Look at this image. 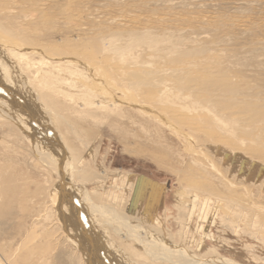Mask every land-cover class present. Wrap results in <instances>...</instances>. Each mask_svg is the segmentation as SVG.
Listing matches in <instances>:
<instances>
[{"label": "rangeland", "instance_id": "rangeland-1", "mask_svg": "<svg viewBox=\"0 0 264 264\" xmlns=\"http://www.w3.org/2000/svg\"><path fill=\"white\" fill-rule=\"evenodd\" d=\"M27 1V6L25 1L20 2L22 11L32 10L30 5L40 1L46 6L34 11L43 15V23L25 24L29 32H38L30 39H38L37 44L45 50L69 46L71 51L75 49L77 55L84 57L94 53L93 61L101 62L98 70L107 71L114 86L105 97L111 106L99 109L92 107L101 103L97 99L99 96L90 97L94 100L90 106L77 97L62 94L61 97L38 84L40 78L33 71L19 66L22 67L19 68L20 85L29 88L24 89L34 105L41 101L43 111L56 125V133L72 156L69 155L75 170L87 171L80 172V179L77 171L68 174L73 185L90 195L87 197L91 199L93 209L89 211L84 205V212L93 215L91 211L96 204L99 209L108 207L105 210L108 213L97 212L92 217L97 225V235L103 238L102 245H107L104 246L105 253L108 257L112 255L110 263L181 264L176 259L174 263L163 260L162 254L169 253L170 246L177 245L201 260L224 257L239 264H264V0ZM0 18L8 28L19 31L21 21L14 20L10 24L3 12H0ZM122 21L132 23L120 25ZM146 30L160 38L158 50L139 46L125 55L117 53L116 48L124 51L130 33L140 36ZM110 36L114 39L113 61L105 59L109 55L106 50ZM153 64L156 67L158 64V69ZM136 72L144 76L152 73L156 86H138L128 76ZM61 76L65 77L52 70L44 78ZM180 78L187 85L180 90L182 94L178 91ZM162 83L189 99L192 96L186 91L192 87L193 95H205L212 100L209 109L232 115L237 124H225V119L218 122L207 113L189 115L185 109L188 106L183 102L178 104L174 96L160 104L152 96ZM62 88L66 94L73 95L77 87L71 84ZM30 89L32 91L28 92ZM36 93H40L39 96ZM145 107L152 110L146 111ZM159 114L163 118H156ZM26 138L13 122L0 118V243L5 245L4 250H0V264H5L4 258L9 256H14V262L12 260L10 264H29L32 260L31 264H88L71 240L74 235L71 225L65 228L61 224L52 203L58 179L55 164L37 160ZM76 160L83 163L78 165ZM124 178L128 183L125 186ZM117 185L122 186L117 193L122 198L120 204L113 198H106V191L113 190L114 193ZM156 185L161 186V191H156ZM186 190L201 198V206L193 216L188 207L190 200L183 197ZM209 194L213 203L210 202V208L206 210L207 220L201 215ZM3 205H6L5 209ZM209 220L210 223L206 222ZM149 222L154 226L150 227ZM142 232L147 233L146 237ZM136 233L140 234L135 236ZM151 235L165 242L157 243ZM12 238L13 241H9ZM164 244L167 250L162 247ZM149 248L155 249L158 257L150 254ZM25 252V257L30 255L28 260L23 257ZM33 252L35 255H31Z\"/></svg>", "mask_w": 264, "mask_h": 264}, {"label": "bare ground", "instance_id": "bare-ground-1", "mask_svg": "<svg viewBox=\"0 0 264 264\" xmlns=\"http://www.w3.org/2000/svg\"><path fill=\"white\" fill-rule=\"evenodd\" d=\"M21 1H25V5L29 4V2L27 0H0V9H2V11L0 10V12H3V15L5 17V19L11 24V21H18V23L20 22V28L19 31L17 29V31H15V28H8V26H6L5 24H3L1 22V18H0V118H6L7 120L13 122V124L15 125V127H18V129L27 137V141H29L30 145H32L33 148V152L35 155V158L37 160H42V162H46V163H53L55 164V170L58 173V179H57V184H55V191H54V196H53V205L54 207L57 209L58 212V216L60 219V222H62L61 224H64L65 228L72 227L73 231H74V235H72L71 240L74 241V244L79 248V250H81V253H83V256L87 259L88 264H112L110 263V259L109 257H111L112 255H110L109 252V257L108 255L105 253L106 251H104V246L107 245H102V239H100V237L102 236H98L97 234V225L95 223L94 218L92 217L93 215H95V213L97 212H103V213H108L107 211V206L106 209L103 208H97V204L96 206H94L93 211H91V213L93 215L87 214L86 212H84V208L83 206H87L90 210H92L93 205L91 202V199H88V197H90V195H85L86 193H82V190H80V188L76 185L72 184L71 178L69 177L68 174L69 173H73L75 171H77V173H79L78 179H80V172H83L81 170H75L76 168H74V164L72 159H71V155L68 153V150H66V147L64 146V142L61 140V138L59 137V134L56 133L55 129L56 125L54 123H52V119H50L48 117V114L43 111V107H41V101L39 100V102L36 103V105L33 104V101L30 99L26 89V87H22L24 85H20L22 84V76L20 75L19 72V67L20 65L23 67H26V69H28L29 71H33L38 77L40 78L38 80V84H41L47 91H51L53 93H57L56 95H64L66 97H77L79 100H84L85 103H88V105L90 106L91 103L94 102L93 99H91L90 97L93 95L99 96L97 99L100 101V104H93L92 107H97L99 109H106L108 107L111 106L110 103H108L105 99L106 96H108L107 91H110L111 89H114L113 83H111L109 81L108 78V73L105 70H98L97 67H101L99 64V62H94L93 59L95 58L94 53H90L88 54V56H83V55H77L78 51H71L69 49V46H66L65 49L60 48V49H54V48H50L45 50L43 48H41L38 44L37 41L38 39L34 38V39H30V36L34 33L37 32V30H32L31 32H29V30L26 28L27 24L28 26L31 25H39L42 22V14H35V12L37 10H41L44 9L45 4L41 3V1L38 3H32L30 6L32 8V10L29 11H22V9L19 7V4H21ZM39 1V0H38ZM5 2V4H4ZM86 2V1H85ZM23 3V5H24ZM75 3V2H73ZM9 4V6H7ZM88 4V3H87ZM91 4V3H90ZM18 5V6H17ZM26 5V6H27ZM76 5V3H75ZM74 5V6H75ZM78 7V6H77ZM76 8V7H75ZM46 9V8H45ZM57 9V8H56ZM89 9V7H88ZM66 10V9H65ZM75 10V9H74ZM35 11V12H34ZM62 11V10H61ZM73 11V10H72ZM38 12V11H37ZM54 13V12H52ZM92 13V12H91ZM62 14V13H61ZM60 14V15H61ZM94 14V13H93ZM105 14V13H104ZM45 15V14H44ZM71 15V14H70ZM80 15V14H79ZM101 15V14H100ZM110 15V14H109ZM81 16V15H80ZM88 16V15H87ZM105 16V15H104ZM85 17V16H84ZM95 17V16H94ZM120 17V16H119ZM132 17V16H131ZM45 18V16H44ZM57 18V17H56ZM101 18V17H100ZM164 18V17H163ZM47 20V17H46ZM58 20V19H57ZM131 20V19H130ZM212 20V19H211ZM89 21V20H88ZM91 21V20H90ZM100 21H102L100 19ZM99 21V22H100ZM107 21V20H106ZM133 21V20H132ZM132 21H122L119 22L120 25H126L128 23H132ZM97 22V21H96ZM217 22V21H216ZM239 22V20H238ZM90 23V22H89ZM210 23V21H209ZM47 24V22H46ZM50 24V22H49ZM163 24V23H162ZM208 24V23H207ZM234 24V23H233ZM239 24V23H238ZM237 24V25H238ZM54 25V24H53ZM60 25V24H59ZM78 25V24H75ZM95 25V24H94ZM93 25V26H94ZM102 25V24H99ZM131 25V24H130ZM210 25V24H209ZM24 26V27H23ZM41 26V25H40ZM43 26V25H42ZM105 26V25H104ZM213 26V25H212ZM58 27V26H56ZM73 27V24L72 26ZM87 27V26H86ZM98 27V26H97ZM218 27V26H216ZM38 28V27H37ZM42 28V27H41ZM60 28V27H59ZM164 28V27H163ZM206 28V27H205ZM246 28V27H245ZM35 29V28H34ZM88 29V28H87ZM248 29V28H247ZM68 30V29H67ZM76 30V29H75ZM73 32H76V31ZM120 30V29H119ZM124 30V29H122ZM169 31V30H168ZM167 31V32H168ZM89 32V31H88ZM121 32V31H120ZM125 32V31H124ZM38 33V32H37ZM48 33V32H47ZM57 33V32H56ZM79 33V31H78ZM96 33V32H95ZM72 34V33H71ZM114 34V33H113ZM142 34V35H141ZM140 36H138L139 34H134V33H130L129 35V40L128 44L125 45L123 47V52L116 48L117 53L121 54V55H125L126 53H131V51L139 46H143V47H148V49L150 50H155V49H159V44H160V38H156L154 37L152 34H150L148 32V30L144 31L143 33H141ZM86 35V34H85ZM103 35V34H101ZM38 36V35H37ZM41 36V33H40ZM58 36V35H57ZM68 36V35H67ZM100 36V35H99ZM33 37V36H32ZM75 37V36H74ZM86 38V37H85ZM111 38V36H110ZM73 40V39H72ZM163 41H168L167 38H163ZM43 42V41H42ZM197 42V41H196ZM204 42V41H203ZM41 43V42H40ZM70 43V42H69ZM84 43V42H83ZM50 44V43H49ZM108 48L106 51H108L109 55L108 60L113 61L112 57L114 56V39L111 38L110 40H108ZM76 45V44H75ZM79 45V44H78ZM117 45V44H116ZM115 45V46H116ZM45 46V45H44ZM72 46V45H71ZM70 46V47H71ZM81 46V45H80ZM85 46V44H84ZM88 47V45H87ZM196 47V46H195ZM72 48V47H71ZM79 48V47H78ZM120 48V47H119ZM155 48V49H154ZM138 49V48H137ZM135 49V50H137ZM82 51V50H81ZM80 51V52H81ZM86 51V50H85ZM121 52V53H120ZM173 52V51H172ZM85 54V53H84ZM112 56V57H111ZM209 56V55H208ZM126 57V56H125ZM123 57V60L124 58ZM104 58V57H103ZM127 58V57H126ZM152 59H154L153 57H151ZM209 59V58H208ZM100 60V59H99ZM156 60V59H155ZM106 61V60H104ZM125 62V60H124ZM153 62V60H152ZM157 62V61H156ZM103 63V62H102ZM113 63V62H112ZM189 63V62H188ZM197 63V61H196ZM105 64V62H104ZM166 65V64H165ZM108 66V65H107ZM132 66V65H131ZM153 66H155L153 64ZM103 67V66H102ZM106 67V66H105ZM137 67V66H136ZM158 67V64H157ZM155 66V69H158ZM190 67V66H188ZM205 67V66H204ZM107 68V67H106ZM114 68V66H113ZM135 68V67H134ZM188 69V68H187ZM186 69V70H187ZM57 71L59 73H62L63 75H65V77L61 76V78H48L45 79L44 76L46 74H48L51 71ZM160 70V69H159ZM22 71V70H21ZM189 71V70H188ZM191 71V70H190ZM189 71V72H190ZM23 72V71H22ZM135 72V71H133ZM24 73V72H23ZM114 73V72H113ZM112 73V74H113ZM145 74V72H143ZM163 73V72H162ZM192 73V71H191ZM58 74V73H57ZM158 74V73H157ZM23 75V74H22ZM43 75V76H40ZM149 75V76H148ZM162 75V74H161ZM56 76V75H55ZM128 76L136 81V84L138 86H141L143 84H153V86L156 83L155 78L152 76V73L147 74L146 76H144L143 74L140 75L139 73H131L128 74ZM160 76V75H159ZM201 76V75H200ZM69 79H68V78ZM213 78V77H212ZM25 79V78H24ZM37 79V78H36ZM28 80V79H27ZM184 79L180 78V83L178 84V91L182 94V90L185 88L184 86ZM199 80V79H198ZM206 80V79H205ZM200 81V80H199ZM25 82V81H24ZM23 82V83H24ZM37 83V82H36ZM201 83V82H200ZM199 83V84H200ZM30 84V83H28ZM72 84V86L77 87L76 88V93L75 94H66L62 88V86L64 87H68ZM184 85V86H183ZM20 86V87H19ZM29 86V85H28ZM31 86V85H30ZM33 86V85H32ZM156 86V85H155ZM159 90L158 92H155V94L152 96L154 100L158 101L160 104H165L166 99L169 98L170 96H174V98L177 100V103L180 104V102L185 103L186 107L185 109L187 110V112L190 114H200L199 116H201V114L205 115L204 113H207L209 115H211V118H213L214 120L221 122V120L225 119V124L228 122V124H237V119H234L231 116L228 115H222L220 114V110L215 113L213 112L214 110L209 109L210 106H212V100H209L207 96L205 95H193L192 92H190L191 90L194 91L193 89H189L188 91H186L187 93H189L192 96V99L190 98H185V96L183 97L181 94V96H179L176 92H174L172 89H169V87H167L166 84L162 83L159 84ZM190 86V85H189ZM199 85H197L196 87H198ZM150 87V86H149ZM26 88V89H24ZM141 88V87H140ZM139 88V90H140ZM189 88V87H188ZM194 88V87H193ZM148 89V88H147ZM181 90V91H180ZM32 91V89L28 90ZM98 91V92H97ZM185 91V90H184ZM201 91V90H200ZM139 92V91H138ZM142 92V91H141ZM150 92V91H149ZM145 93V92H144ZM152 93V92H151ZM186 93V94H187ZM35 94V93H34ZM33 94V95H34ZM39 94L40 93H36ZM109 95H113V94H109ZM139 95V94H138ZM146 95V94H145ZM148 95V94H147ZM30 96H32L30 94ZM45 96V95H44ZM54 96V95H53ZM149 96V95H148ZM147 96V97H148ZM190 96V97H191ZM47 98V96H45ZM63 97V96H61ZM132 97V96H130ZM142 97V96H141ZM146 97V96H145ZM144 97V98H145ZM34 98V97H33ZM126 99V98H125ZM133 99V98H132ZM135 99V98H134ZM148 99V98H147ZM151 99V98H150ZM149 99V100H150ZM152 99V100H153ZM46 100V99H45ZM49 100V99H48ZM64 100V99H63ZM137 100H139L137 98ZM38 101V100H36ZM51 101V100H50ZM75 101V100H74ZM136 101V100H135ZM46 102V101H45ZM76 102V101H75ZM146 102V101H145ZM150 101H148L149 103ZM122 103V102H121ZM146 104V103H145ZM177 104V105H178ZM207 104V106H206ZM43 105V104H42ZM47 105V104H46ZM62 106V105H60ZM126 106V105H123ZM128 106V105H127ZM134 107V105H132ZM182 106V104H181ZM50 107V106H49ZM58 107V106H57ZM142 107V106H141ZM153 107V106H151ZM176 107V106H175ZM126 108V107H125ZM211 108V107H210ZM215 108V107H214ZM220 108V107H219ZM48 109V108H47ZM65 109V108H64ZM63 109V110H64ZM143 109V108H142ZM146 111L150 109L146 108ZM216 109V110H217ZM152 110V109H151ZM149 110V112L151 111ZM52 111V110H51ZM66 111V110H65ZM67 112V111H66ZM180 112V111H179ZM80 113V112H79ZM118 113V112H117ZM147 113V112H146ZM152 113V112H151ZM154 113V112H153ZM54 115H56L55 113H53ZM206 114V115H207ZM156 115V114H154ZM188 115V116H189ZM195 115V116H196ZM202 115V116H203ZM213 115V116H212ZM57 116V115H56ZM153 116V115H152ZM63 117V116H62ZM66 117V116H65ZM97 117V116H96ZM166 117V115H165ZM191 117V116H189ZM156 118L160 119L163 118L161 114H159ZM61 119V118H60ZM262 119V118H261ZM63 120V119H62ZM66 120V118H65ZM68 120V119H67ZM88 120V119H87ZM90 120V119H89ZM263 120V119H262ZM60 121V120H59ZM83 121V120H82ZM85 121V120H84ZM61 122V121H60ZM68 122V121H67ZM158 122V121H157ZM66 123V122H65ZM160 123V122H159ZM167 123V121H166ZM194 123V122H193ZM57 124V123H56ZM71 124V123H70ZM169 124V123H168ZM55 125V127H54ZM63 125V124H62ZM65 125V124H64ZM79 125V124H78ZM61 125L57 126L60 128ZM71 127V125H69ZM73 126V125H72ZM81 126V125H80ZM6 127V126H5ZM12 127V126H11ZM64 127V126H63ZM167 127V126H166ZM3 128V127H2ZM65 128V127H64ZM78 128V127H77ZM4 129V128H3ZM7 129V128H6ZM72 129V128H69ZM83 129V128H82ZM85 129V128H84ZM73 130V129H72ZM191 130V129H190ZM14 131V130H13ZM12 131V132H13ZM192 131V130H191ZM222 131V130H221ZM97 132V131H96ZM68 133V132H67ZM71 134V133H70ZM83 136V135H82ZM75 137V136H74ZM77 137V136H76ZM67 138V137H66ZM83 138V137H82ZM221 138V137H220ZM227 140V139H226ZM229 140V139H228ZM227 140V141H228ZM215 141V140H214ZM219 142V141H218ZM214 144V143H213ZM81 146V145H80ZM90 149V148H89ZM211 150V149H210ZM72 152V150H70ZM87 151V150H86ZM95 151V150H94ZM93 151V152H94ZM220 151V150H219ZM75 152V151H74ZM30 153V152H29ZM89 153V152H88ZM91 153V152H90ZM89 153V154H90ZM264 153V152H263ZM88 154V155H89ZM95 154V153H94ZM69 155L71 157H69ZM87 155V152H86ZM259 155V154H258ZM74 156V155H73ZM85 156V155H84ZM114 157V156H113ZM34 158V159H35ZM75 157H73L74 160ZM79 158V157H78ZM258 158V157H257ZM91 159V158H90ZM258 160V159H257ZM34 161V160H33ZM77 161V160H76ZM94 161V160H93ZM75 162V161H74ZM78 165H81L83 162L77 161ZM42 164V163H41ZM47 165V164H46ZM45 165V166H46ZM44 166V165H43ZM77 166V164H76ZM75 166V167H76ZM86 166V165H85ZM53 167V166H52ZM39 168V167H38ZM97 168V167H96ZM78 169V168H77ZM82 169V168H81ZM87 169V168H86ZM47 170V169H45ZM101 170V169H100ZM87 172V171H86ZM83 172V173H86ZM49 173V172H48ZM2 174V173H1ZM89 174V173H88ZM104 174V173H103ZM106 174V173H105ZM104 174V175H105ZM4 175V174H3ZM90 175V174H89ZM109 175V174H108ZM119 175V174H118ZM2 176V175H1ZM52 176V175H50ZM126 176V175H125ZM84 177V176H83ZM88 177V175H87ZM142 177V176H141ZM75 178V177H74ZM144 178V177H143ZM83 179V178H82ZM85 179V178H84ZM112 179V178H111ZM110 179V180H111ZM117 179V178H116ZM2 180V179H1ZM75 180V179H74ZM90 180V179H89ZM98 181V180H97ZM151 181V180H150ZM80 182V181H79ZM83 182V181H82ZM100 182V181H99ZM149 182V181H148ZM12 183V182H11ZM89 183V182H88ZM123 185L125 186L126 183L125 182V178L122 181ZM86 184V183H84ZM99 184V183H98ZM134 184V183H133ZM151 184V183H150ZM202 184V183H201ZM95 185V184H94ZM103 185V184H102ZM105 185V182H104ZM205 185V184H204ZM227 185V184H226ZM233 185V184H232ZM235 186V185H234ZM127 187V186H126ZM153 188V186H151ZM156 191H161V186L156 185ZM231 187V186H230ZM236 187V186H235ZM11 188V187H10ZM107 188V187H106ZM122 186H115L114 187V193L111 191H106V198H109L110 200H117V203H121L122 198H120L117 193L119 190H121ZM204 188V187H203ZM234 188V187H233ZM237 188V187H236ZM109 189V188H108ZM235 189V188H234ZM8 190V189H7ZM6 190V191H7ZM97 190V189H96ZM102 190V189H101ZM140 190V188H139ZM201 190H203L201 188ZM205 190V189H204ZM98 191V190H97ZM148 191V190H147ZM150 191V189H149ZM153 191V190H152ZM185 191V190H183ZM187 191V190H186ZM233 191V190H231ZM192 192V191H191ZM2 193V192H0ZM53 193V192H52ZM95 193V192H94ZM102 193V192H101ZM151 193V192H150ZM182 193V191L180 192ZM193 193V192H192ZM207 193V192H206ZM209 193V192H208ZM8 194V193H7ZM12 194V193H11ZM17 194V193H15ZM99 194V193H96ZM127 194V193H126ZM157 194V193H156ZM179 194V193H178ZM201 194V193H200ZM213 194V193H212ZM2 195V194H1ZM24 195V192H23ZM48 195V194H47ZM105 195V194H104ZM177 195V194H176ZM8 196V195H7ZM6 196V197H7ZM14 196V195H13ZM43 196V195H41ZM88 196V197H87ZM99 196V195H97ZM182 196V195H181ZM203 196V195H202ZM201 196V197H202ZM205 196V195H204ZM214 196V195H213ZM100 197V196H99ZM183 197L189 201L188 207L191 208V215L193 216L195 210L197 208H199L201 206V198L198 194H190L188 191L186 193L183 192ZM211 195L209 194V198H205V203H204V211L202 213V218L205 217V219H207V214H206V210L208 211V209L210 208L209 203L211 202ZM4 198V197H3ZM9 199L11 197H8ZM51 198V197H50ZM158 198V197H157ZM180 198V197H179ZM215 198V197H214ZM103 199V198H102ZM224 199V198H223ZM155 200V199H154ZM184 202V199H181ZM228 200V199H226ZM9 201V200H8ZM93 201V200H92ZM4 202V201H3ZM1 201V203H3ZM14 202V201H13ZM94 202V201H93ZM181 202V201H180ZM16 203V202H15ZM89 203V205H88ZM193 203V204H192ZM213 202H211L212 205ZM218 203V202H217ZM216 203V205H217ZM7 204V203H6ZM92 206H91V205ZM177 204V203H176ZM175 204V205H176ZM178 205V204H177ZM185 205V204H184ZM184 205H182L184 207ZM234 205V204H233ZM4 206V205H3ZM2 206V207H3ZM6 206V205H5ZM4 206V209H5ZM100 206V205H99ZM192 206V207H191ZM254 207V205H252ZM47 207V206H45ZM177 207V206H176ZM209 207V208H208ZM228 207V206H227ZM240 207V206H239ZM244 207V206H243ZM10 208V207H8ZM13 208V207H12ZM208 208V209H207ZM218 208V206H217ZM246 208V207H244ZM255 208V207H254ZM3 209V210H4ZM46 209V208H45ZM99 209V210H98ZM112 209V208H111ZM109 209V210H111ZM202 209V208H201ZM230 209V208H229ZM252 209V208H250ZM2 210V211H3ZM104 210V211H103ZM188 210V209H187ZM215 210V209H214ZM221 210V209H220ZM247 210V208H246ZM253 211H255L254 209H252ZM8 211V210H7ZM113 211V209H112ZM9 212V211H8ZM111 212V211H110ZM213 212V211H212ZM216 212V211H215ZM242 212V211H241ZM250 212V211H249ZM115 213V212H114ZM113 213V214H114ZM231 213V212H230ZM244 213V212H243ZM2 214V213H1ZM186 214V213H185ZM211 214V213H210ZM240 214V213H239ZM250 214V213H249ZM56 215V214H55ZM101 215V214H100ZM213 215V214H212ZM244 215V214H242ZM247 215V214H246ZM245 215V216H246ZM117 216V215H116ZM114 216V218L116 217ZM240 215H238L239 217ZM1 217V215H0ZM27 217V216H26ZM98 217V216H97ZM102 217V216H101ZM100 217V218H101ZM106 218V216L103 215V218ZM119 217V216H118ZM117 217V219H118ZM244 217V216H243ZM248 217V216H247ZM31 218V217H30ZM37 218V217H36ZM58 218V217H56ZM102 218V219H103ZM120 218V217H119ZM200 218V217H199ZM5 219V218H4ZM3 219V220H4ZM15 219V218H14ZM58 219V220H59ZM97 219V218H96ZM124 219V218H123ZM122 219V220H123ZM131 219V218H130ZM245 219V218H244ZM243 219V220H244ZM17 220V219H16ZM39 220V219H38ZM37 220V221H38ZM120 220V221H122ZM125 220V219H124ZM123 220V221H124ZM190 220V219H189ZM200 220V219H199ZM208 220V219H207ZM232 220V219H231ZM118 221V222H120ZM134 221V220H133ZM156 221V220H155ZM186 221V220H185ZM228 221V219H227ZM98 222V220H97ZM111 224L113 223V220L110 221ZM127 222V221H126ZM204 222V221H203ZM207 222V221H206ZM230 222V221H229ZM109 224V222H107ZM117 223V220H116ZM233 223V222H232ZM110 224V225H111ZM126 224V223H125ZM150 224V227L154 226L153 224ZM26 225V224H25ZM116 225V224H115ZM184 225V224H183ZM191 225V224H190ZM118 225H116L115 227H117ZM148 226V225H147ZM146 226V228H147ZM127 227V225H126ZM137 227H139L137 225ZM203 227V226H202ZM261 227V226H260ZM120 228V227H119ZM136 228V227H134ZM145 228V229H146ZM123 229V228H122ZM125 229V228H124ZM128 229V228H127ZM137 229V228H136ZM140 229V228H138ZM66 230V229H65ZM64 230V232H65ZM121 229L118 230V232ZM148 230H149V226H148ZM257 230V229H256ZM115 231V230H114ZM126 231V229H125ZM135 231V230H134ZM133 231V233H134ZM142 231V230H141ZM139 230V232H141ZM200 231V230H199ZM202 231V230H201ZM67 232V230H66ZM65 232V234H66ZM109 232V231H108ZM124 232V231H123ZM144 232V231H143ZM142 232V233H143ZM146 232V231H145ZM144 232V233H145ZM159 232V231H158ZM33 233V232H32ZM69 233V232H68ZM67 233V234H68ZM122 233V232H121ZM143 233V235H144ZM149 233V232H148ZM205 233V232H204ZM108 234V233H107ZM123 234V233H122ZM140 234V233H139ZM138 234V235H139ZM150 234V233H149ZM148 234V236H149ZM184 234V233H182ZM186 234V233H185ZM120 235V234H119ZM125 235V234H124ZM133 235V234H132ZM137 233L135 236H138ZM147 233L144 235L146 237ZM161 235V234H160ZM7 236V235H6ZM34 236V235H33ZM39 236V235H38ZM48 236V235H47ZM70 236V235H69ZM126 236V235H125ZM142 236V235H140ZM156 236V235H154ZM200 236V235H199ZM132 237V236H131ZM130 237V238H131ZM134 237V236H133ZM132 237V238H133ZM159 237V236H158ZM33 238V237H32ZM45 238V237H44ZM149 238V237H148ZM150 238H154L153 240H155L157 243H163L165 241L160 240L159 238L153 237L151 235ZM196 238V237H195ZM15 239V237H14ZM46 239V238H45ZM16 240V239H15ZM22 240V239H21ZM137 240V239H136ZM134 240V241H136ZM199 240V239H198ZM9 241H13L9 240ZM53 241V240H51ZM105 241V240H104ZM186 241V240H185ZM199 242V241H198ZM197 242V243H198ZM12 243V242H11ZM58 243V242H57ZM104 243V242H103ZM4 244V243H3ZM7 244V243H6ZM21 244V243H20ZM50 244V243H49ZM166 244V243H165ZM165 244L162 247H165V249L167 250V247L165 246ZM13 245V244H12ZM46 245V244H45ZM5 246V245H4ZM4 246H2V244L0 243V250H4ZM21 246V245H20ZM42 246V245H41ZM53 246V245H52ZM55 247V246H54ZM157 247V246H156ZM171 249L169 248V253L167 254L166 252L163 253V257L166 262H172L174 263L175 259L177 262L181 263V264H239L236 263L235 261L231 260V259H227L224 257H215V258H211L208 260H201L199 258H195L193 256H191L189 254V252L187 250H182L181 247L174 245V246H170ZM49 248V246H48ZM16 249V248H15ZM108 249V248H107ZM106 249V250H107ZM157 249V248H156ZM11 250V249H10ZM19 250V249H17ZM40 250V249H39ZM150 254L157 256L158 257V253L155 251V249L153 248H149L148 249ZM165 250V251H166ZM6 251V250H5ZM21 251V250H20ZM41 252L42 249L40 250ZM163 251V250H161ZM1 252V251H0ZM29 252V251H28ZM39 252V251H38ZM2 253V252H1ZM173 253V254H172ZM4 254V252H3ZM18 254V253H17ZM21 254V253H20ZM35 255V253L33 252L31 255ZM41 254V253H40ZM161 254V252H160ZM1 255V254H0ZM6 255V254H5ZM4 255V256H5ZM50 255V254H49ZM197 255V254H196ZM26 256V252L23 255V257ZM28 256H30L28 254ZM27 256V257H28ZM18 257V256H16ZM15 257V259H16ZM27 257H25L24 259L28 260ZM49 257V256H48ZM4 258V257H3ZM14 256H9L6 258H4L6 260L7 264H10L9 262H11L13 260L14 262ZM30 258V257H29ZM160 258V257H159ZM157 258V259H159ZM32 258H30L31 260ZM17 260V259H16ZM19 260H22L19 259ZM25 260V261H26ZM35 260V259H34ZM18 261V260H17ZM23 260V262H25ZM4 262V261H3ZM12 262V263H13ZM29 262V261H27ZM34 261L32 260L31 263H33ZM113 262V260H112ZM5 263V264H6ZM19 263V261H18ZM29 263V264H31ZM115 263V262H114ZM14 264V263H13ZM16 264V263H15ZM175 264V263H174Z\"/></svg>", "mask_w": 264, "mask_h": 264}, {"label": "water", "instance_id": "water-1", "mask_svg": "<svg viewBox=\"0 0 264 264\" xmlns=\"http://www.w3.org/2000/svg\"><path fill=\"white\" fill-rule=\"evenodd\" d=\"M193 204V203H192ZM192 207V206H191ZM192 209L190 208V211H191ZM204 221V220H203ZM208 223H210V220L209 221H207ZM208 226V225H207Z\"/></svg>", "mask_w": 264, "mask_h": 264}]
</instances>
